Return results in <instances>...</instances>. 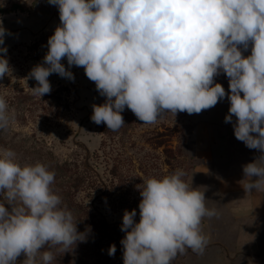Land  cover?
Segmentation results:
<instances>
[{"label": "clouds", "instance_id": "obj_1", "mask_svg": "<svg viewBox=\"0 0 264 264\" xmlns=\"http://www.w3.org/2000/svg\"><path fill=\"white\" fill-rule=\"evenodd\" d=\"M58 7L60 24L47 41L43 62L35 65L29 88L42 97L52 90L48 77L74 81L69 70L83 67L105 102L93 105L91 121L111 131L122 128L125 108L142 121L164 115L199 114L225 97V123L235 138L261 155L243 166L246 193L264 192V0H48ZM11 33L0 18V46ZM251 45L250 55L245 56ZM7 47H0V79L11 72ZM66 58L68 69L62 63ZM229 80L226 93L215 77ZM14 119L0 97V130ZM182 169L150 177L139 187L136 210H125L120 241L123 264H172L191 249L203 254L208 237L202 220L218 216L206 206L204 191L190 187ZM56 173L40 162L21 166L16 153L0 149V264H52L53 249L67 252L87 242L85 232L52 185ZM255 178V179H254ZM11 206V211L5 207ZM115 244L108 250L114 256Z\"/></svg>", "mask_w": 264, "mask_h": 264}, {"label": "rangeland", "instance_id": "obj_2", "mask_svg": "<svg viewBox=\"0 0 264 264\" xmlns=\"http://www.w3.org/2000/svg\"><path fill=\"white\" fill-rule=\"evenodd\" d=\"M0 18L11 33L0 46L8 49L6 58L11 69L0 79V97L5 98L14 116L9 129L0 130V149L13 150L21 166L40 162L55 171L52 188L77 220L79 232L86 229L76 213L84 206L96 211L114 231L115 241L109 239L108 245L103 241L107 238L101 240L90 230L87 242H78L65 253L53 249L57 258L52 264H123L122 218L125 210L135 209L134 219L139 222L138 205L142 197L138 186H142L145 178H161L176 169L186 173L183 179L190 187L204 191L206 206L217 209L218 216L202 220V232L208 237L203 254L188 249L178 254L172 264H264V216L239 214L237 196H224L216 185L231 169L237 170L261 155L259 150L249 149L235 138V117L231 123H225L230 107L227 97L199 114L168 113L152 124H143L125 108L121 113L125 125L115 132L105 131L104 126L90 118L92 106L103 104L106 98L98 93L83 67L69 69L74 81L58 74L50 75L52 90L41 98L29 89L37 86L29 78L30 71L43 62L47 41L60 24L58 7L50 5L48 0H0ZM250 53L251 45L243 54ZM62 63L68 69L66 58ZM214 82L220 83L226 93L230 91L223 72ZM197 123L194 135H208L215 143L216 154L207 170L201 169L204 158L196 155L193 131ZM96 152L99 156H95ZM63 162L76 175L92 169L101 187L96 186L94 191L77 190L67 200L66 179L56 170V165ZM90 176L94 178L93 174ZM5 207L11 211L7 203ZM112 243L116 252L109 256ZM25 259L21 254L17 264H23Z\"/></svg>", "mask_w": 264, "mask_h": 264}, {"label": "crops", "instance_id": "obj_3", "mask_svg": "<svg viewBox=\"0 0 264 264\" xmlns=\"http://www.w3.org/2000/svg\"><path fill=\"white\" fill-rule=\"evenodd\" d=\"M198 126L196 124L193 131V138L196 144V155L204 158V162L201 163L205 169H209L210 162L214 158L215 143L213 138L207 136H195V130ZM208 127L207 129H209ZM212 130V128H211ZM205 139V140H204ZM244 179L243 167L240 166L237 170L231 169L226 177L217 180V188L224 196H237L238 198V213L244 216H264V192L254 191L246 193L241 185V181ZM255 179V178H254Z\"/></svg>", "mask_w": 264, "mask_h": 264}, {"label": "trees", "instance_id": "obj_4", "mask_svg": "<svg viewBox=\"0 0 264 264\" xmlns=\"http://www.w3.org/2000/svg\"><path fill=\"white\" fill-rule=\"evenodd\" d=\"M100 127H103V130L105 131H110L107 128L106 124H100ZM109 153V151H108ZM95 156H99V154H97V152L95 153ZM56 170L58 172H62L65 180V185H66V196H67V200L71 199V197L75 194V191L80 190V189H90L91 191H94L96 188V186L101 187L100 185V180L99 178L95 177V173H93V170H85L86 173H78L77 175L74 174L76 173V171L74 169H72L67 162H63V164H58L56 165ZM111 172V171H110ZM90 174L94 175V178L92 179V177L90 176ZM113 180L110 178V182H112ZM96 183V184H95ZM104 187V186H103ZM79 207V206H78ZM81 207V206H80ZM73 208V207H71ZM76 216H79L81 218L80 223L81 226L84 227L85 229H90L92 230L96 235H99L101 237V240H103L104 244L108 245L110 243V241L112 240V242H114L115 240H113L112 236L114 231H113V227L109 226L108 224H106L104 222V220L99 217V214L96 213V211H92V209H87V207L84 206V208L81 209L80 212L76 213ZM101 218L98 219L97 217ZM94 234V235H95ZM111 239V240H109ZM109 240V241H108ZM114 243H112L113 245Z\"/></svg>", "mask_w": 264, "mask_h": 264}]
</instances>
